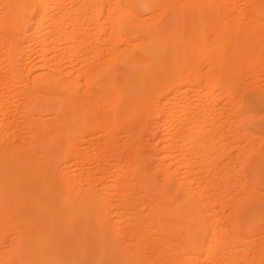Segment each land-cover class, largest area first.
<instances>
[{"label": "bare ground", "instance_id": "bare-ground-1", "mask_svg": "<svg viewBox=\"0 0 264 264\" xmlns=\"http://www.w3.org/2000/svg\"><path fill=\"white\" fill-rule=\"evenodd\" d=\"M0 264H264V0H0Z\"/></svg>", "mask_w": 264, "mask_h": 264}, {"label": "rangeland", "instance_id": "rangeland-1", "mask_svg": "<svg viewBox=\"0 0 264 264\" xmlns=\"http://www.w3.org/2000/svg\"><path fill=\"white\" fill-rule=\"evenodd\" d=\"M77 163H78V164H77L76 168H77V169H80V168H81V163H80L79 161H77ZM79 163H80V164H79ZM148 163H149V161H148ZM209 262L211 263V261H209ZM209 262H208V263H209Z\"/></svg>", "mask_w": 264, "mask_h": 264}]
</instances>
